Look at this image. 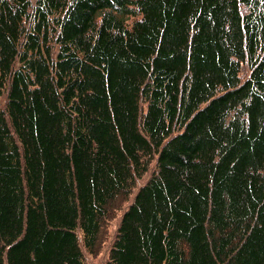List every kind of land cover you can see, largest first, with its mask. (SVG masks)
<instances>
[{"label": "trees", "instance_id": "16d2710c", "mask_svg": "<svg viewBox=\"0 0 264 264\" xmlns=\"http://www.w3.org/2000/svg\"><path fill=\"white\" fill-rule=\"evenodd\" d=\"M91 254L264 264V0H0V264Z\"/></svg>", "mask_w": 264, "mask_h": 264}, {"label": "rangeland", "instance_id": "374dc122", "mask_svg": "<svg viewBox=\"0 0 264 264\" xmlns=\"http://www.w3.org/2000/svg\"><path fill=\"white\" fill-rule=\"evenodd\" d=\"M88 261L90 264H103L105 260V255L100 256H93L92 254L88 256ZM100 259V260H99Z\"/></svg>", "mask_w": 264, "mask_h": 264}]
</instances>
